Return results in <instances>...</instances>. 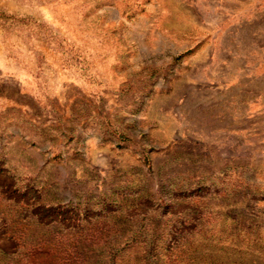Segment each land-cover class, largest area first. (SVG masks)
I'll return each instance as SVG.
<instances>
[{"label":"rangeland","instance_id":"1","mask_svg":"<svg viewBox=\"0 0 264 264\" xmlns=\"http://www.w3.org/2000/svg\"><path fill=\"white\" fill-rule=\"evenodd\" d=\"M0 264H264V0H0Z\"/></svg>","mask_w":264,"mask_h":264}]
</instances>
